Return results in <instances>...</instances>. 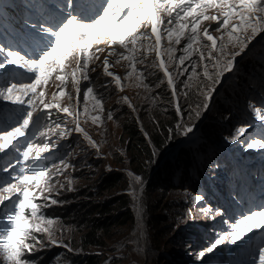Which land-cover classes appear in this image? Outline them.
Here are the masks:
<instances>
[{
    "label": "rangeland",
    "instance_id": "rangeland-1",
    "mask_svg": "<svg viewBox=\"0 0 264 264\" xmlns=\"http://www.w3.org/2000/svg\"><path fill=\"white\" fill-rule=\"evenodd\" d=\"M27 2L29 0H0V23L6 26V31L3 34L5 42L10 35L13 36V33L20 34L22 23L26 17L31 15L29 9H26ZM105 6H107L106 2L102 9ZM99 14H102V11H99ZM207 14L217 15L218 11L210 9ZM161 15L165 19L167 18L165 13H161ZM202 27H215V24L205 21ZM24 30L31 29L24 27ZM150 32V26H145L140 28L138 34H150ZM0 35L2 34L0 33ZM213 35L218 36L220 33H213ZM163 43L166 41H162ZM184 43L185 41L182 40L181 45L176 46L177 56L182 54L180 49ZM0 45L6 46L5 43ZM24 48L27 49L26 45ZM98 49H103V51H97ZM257 49H260L261 53L256 52ZM113 51L127 55L119 43H114L110 36L104 33L98 35L88 50L90 59L87 74L89 79L82 80L79 91H77V87L72 83L69 75L65 86V96L59 100L61 108L69 107L74 114L80 113L78 117L80 127L96 143L99 150L90 146L83 133L75 131L76 124L73 116L55 108L44 110L43 105L37 101L34 119L36 117L39 119L30 126L25 137L19 139L18 145L21 150L28 144L33 145L29 159L25 161L20 152L14 149L0 152V167L7 166L12 169L13 165L15 166L11 172L0 171V181L15 183L13 177L44 171L47 174L48 185L52 188L50 193L45 192L44 195L59 202L52 205L51 200L46 201L42 197L36 200L41 205V214L55 221L51 229L55 233L57 243L52 244L47 233L34 232L33 236L40 243L36 244L35 240H29L28 243L34 244L35 247L32 251L25 250L22 259L26 264H77L73 262L77 257H86L88 253H94L99 256V264H125L126 261L124 262L123 259L129 255L117 251L114 244L109 241L106 242L107 247L105 248L89 247L88 251H85L80 243L82 229L76 227L73 222L62 220L60 212L68 203L66 202L67 196L75 194L79 189H87L88 193L91 192L96 180L105 172L106 167L117 170L114 159L116 150L119 149L118 139L121 134V125L128 110L134 111L136 115L140 112L146 113L147 118L150 117L148 111L153 110L155 114L164 116L170 110L169 107H173L178 99L184 103V96H187L188 104L184 106L185 115H180V119L183 121L182 132L185 127L190 126L193 129L187 134L193 136L195 149L193 147L192 153L196 155L193 157L194 164L192 163L188 169L190 177L197 178V171L205 169V166L208 165L207 160L214 156L215 151L213 149H215L220 150L230 160L231 175L238 180L242 178V182L239 181L241 184L240 196L237 195L238 189L236 188L229 190L228 193L214 189L212 193L207 194L208 191L205 192L202 188L193 192L188 185V179L181 182L176 191V196L181 203H186L189 209L185 215L186 220L184 217L179 219L175 214H170V218L174 217L178 225L174 234L180 226L187 227L192 224L198 235V244L196 242L195 244L187 243L182 250L172 240L168 245V255L175 259L172 258L171 262L178 261L181 262L180 264H186V262H192L191 264H259L258 252L264 248V230L254 229L252 233L246 235L242 242L233 243L230 240H225L223 244H216L212 251H208V249L214 245L220 236H228L232 231L233 224L243 216L264 208V148L249 146L257 140L264 143V126L261 130L256 128L255 121L258 118L253 108L255 106L264 111V39L250 52V55H247L260 60L259 74L254 75L255 71L244 73L240 66L232 73L226 74L227 82L215 91L216 98L223 99V102L219 101L224 106L217 105L215 109L214 104L211 107H203L205 97L202 93L206 90L208 82L203 79V65L199 60L198 53L194 54L190 61L185 62L184 67H187L188 71L179 76L176 82L177 95L173 97L172 94L166 95L167 91L172 93V90L168 89L166 78L157 69L146 68L145 65L137 64V69L145 73L146 78L143 80V84L139 87L135 86L139 81L134 77L125 80L124 77L129 71L128 62L121 60L117 64L115 61L118 57L109 55ZM29 54L35 55V53ZM80 56L81 54L77 53L69 57L66 61V73L70 74L77 67V59ZM105 58L111 65L109 71L121 78L123 91L117 89L114 82L108 84L111 78L104 74L103 61ZM4 59L5 56L0 55V61ZM154 59V53L149 55L146 65L151 64ZM174 68L175 65L169 70L173 71ZM192 68H195L197 73L201 75L199 77L194 76L189 81L188 76L192 74ZM0 72H3V75L0 76V87L15 81L27 82L28 78L34 75L28 73L26 69H19L14 65H8L6 70H0ZM57 74L58 71L52 74L47 87L43 89L47 103L53 102V94L59 90L60 82L55 79ZM161 80L164 82L161 83ZM105 84H108V87H105ZM185 84H189L190 87L186 88ZM144 85H147V88ZM247 85L250 87L249 89H252L251 92H248ZM89 87L93 88L94 92L103 98L102 112L93 110L91 100L87 103L84 102L83 96ZM68 96H71L72 99L69 100ZM124 97L128 98L132 107L124 103ZM77 100L80 102L77 103ZM210 100L211 96L207 99V103ZM0 105H2L3 110L9 112L13 111L11 106H17L19 108L18 114L21 112V106L13 105L4 99H0ZM228 109L230 110L229 114L227 113ZM24 110H28L27 105L24 106ZM234 111L236 112L233 113ZM4 113L2 112V114ZM109 113L112 116L111 119H108ZM206 113L210 114L209 118H207ZM96 115L100 116V120L93 123L92 117ZM260 120L264 123V119ZM15 123L16 121L6 122L3 127L7 128L8 125ZM242 127L246 131L237 136V130ZM141 128L143 129L144 126ZM198 132L200 134H197ZM45 146H47V150L40 152L37 156L38 149ZM168 152L167 156H174L173 149ZM65 165H69V167L65 168ZM179 175L180 170L173 175L174 181ZM143 188L145 186L141 185L140 189ZM158 188L153 192V201H156L158 191L162 190V186L160 185ZM8 195V193L0 191V196ZM214 195L217 197L215 202H213L215 200ZM11 199L15 200L16 196L12 195ZM100 200L102 199H96V201ZM45 204L49 206L44 207ZM13 211V205L7 200L0 204V264H12L7 259L6 254L3 253L2 245L5 243L3 237L11 231ZM136 219L143 244L144 230L140 210ZM148 233L150 236L154 235L153 230Z\"/></svg>",
    "mask_w": 264,
    "mask_h": 264
},
{
    "label": "snow or ice",
    "instance_id": "snow-or-ice-1",
    "mask_svg": "<svg viewBox=\"0 0 264 264\" xmlns=\"http://www.w3.org/2000/svg\"><path fill=\"white\" fill-rule=\"evenodd\" d=\"M34 7L35 16L31 23L33 30L22 31L17 38V43L28 46L35 55L23 52L21 47L6 48L0 45V55L5 56V59L0 61V70H6L8 65H14L34 74L28 78L27 82L15 81L0 87V99L21 106V112L14 116L16 123L8 125L7 128L3 127L7 119L0 113V152L14 149L20 152L25 161L29 159L33 145L28 144L21 150L18 147L19 139L25 137L30 126L39 119V117L34 119L37 101L43 105L44 110L55 108L73 116L76 124L75 131L83 133L90 146L99 150L96 143L80 127L78 118L80 113L74 114L69 107L61 108L59 100L65 96V86L69 75L77 91L81 81L89 79L88 50L101 33L110 36L114 43L118 42L127 52V55L115 51L109 53L110 56L118 57L115 61L117 64L121 60L128 62L129 71L124 77L125 80L134 77L139 81L135 86L139 87L143 84L146 78L145 73L137 69V64L157 69L166 78L173 97L177 95L176 82L179 76L188 71V68L184 67L185 62L190 61L192 56L198 53L203 65V79L208 82L206 90L202 93L205 97L204 108H207V99L212 93L227 82L226 74L239 68L240 60L237 58L242 60L252 51L255 47L253 41L258 36L264 39V36H261L264 33V0H107V6L102 9V14L98 13L91 19L85 18L89 10L88 0H63V4L59 6H48L43 3V0H38ZM210 9L217 10L218 14L208 15ZM161 13H165L167 18L165 19ZM205 21L215 24V27H202ZM145 26H150V34H138L140 28ZM213 33H220V35H213ZM44 36L49 37L47 42ZM182 40L185 41L180 49L182 54L177 56L176 46L181 45ZM162 41L166 43L162 44ZM97 51H103V49ZM77 53L81 54L77 59V67L70 74L66 73V61ZM153 53L155 59L151 64L146 65L149 55ZM173 65H175L174 70L169 71ZM103 67L105 76L111 78L108 84L114 82L117 89L123 91L121 78L109 71L111 65L107 58L103 61ZM57 71L55 79L60 82L59 90L53 94V102L47 103L43 89L47 87L52 74ZM2 75L3 72H0V76ZM200 75L195 68H192V74L188 76V80L191 81L194 76ZM163 82L161 80V83ZM108 84L104 86L108 87ZM144 87L147 88V85ZM185 87L190 85L185 84ZM68 99L71 100L72 97L68 96ZM83 100L85 103L91 100L93 110L103 111V98L98 96L93 88L86 89ZM123 100L132 107L127 97ZM79 102L77 100V103ZM25 105L28 110H24ZM253 108L257 118L264 119V111L255 106ZM177 112H180L178 104ZM111 118L109 113L108 119ZM92 120L96 123L100 120V116L96 115L92 117ZM192 130L190 126L185 127L183 134L187 135ZM245 131V128H239L237 136ZM249 146L264 148V143L257 140ZM46 150L47 146L39 148L37 156ZM14 167L13 165L10 169L3 166L0 167V171L11 172ZM67 167L69 165H65V168ZM46 175L44 171H40L31 175L23 174L13 177L15 183L0 181V191L9 194L0 196V204L7 200L14 209L11 231L3 237L5 243L2 245L3 253L12 264H26L22 259L25 250L32 251L35 247L28 241L35 240L36 244L40 243L33 236L34 232L47 233L50 242L57 243L55 233L51 229L55 221L44 217L40 212L41 205L36 202L42 197L46 201L51 200L52 205L59 203L44 195L45 192L52 191ZM135 179L137 183L140 182L139 177ZM12 195L16 196L15 200L11 199ZM254 229L264 230V208L251 212L235 222L231 233L228 236H220L208 251H212L216 244H223L225 240L233 243L242 242ZM258 259L259 264H264V248L258 252Z\"/></svg>",
    "mask_w": 264,
    "mask_h": 264
},
{
    "label": "trees",
    "instance_id": "trees-1",
    "mask_svg": "<svg viewBox=\"0 0 264 264\" xmlns=\"http://www.w3.org/2000/svg\"><path fill=\"white\" fill-rule=\"evenodd\" d=\"M5 31L6 26L0 23V44L4 42ZM255 51L261 53L260 49ZM260 66V60L256 57L253 59L246 56L240 59V67L244 73L255 71L254 75H257ZM249 88L247 85L248 92H251L252 89ZM169 94L172 93L167 91L166 95ZM187 98L184 96V103L178 99L164 116L155 114L153 110L148 111V119L146 113L140 112L136 115L134 111L128 110L121 125L119 149L116 150L114 159L117 170L106 167L91 192L79 189L75 194L67 196L68 203L60 212L61 219L73 222L76 227L82 229L80 243L85 251H88L89 247L105 248L106 242L109 241L117 251L129 255L123 259L125 264H180L178 261L172 263L173 257L168 255V245L172 240L182 250L187 243L198 244V235L192 224L187 227L180 226L174 234L178 225L174 217L170 218V214H175L179 219L185 218L189 209V206L181 203L176 196L181 182L188 179V185L193 192L202 188L205 192L208 191L207 194L212 193L214 189L228 193L236 188V193L240 196L242 178H233L230 160L220 150L213 149L214 156L207 160L208 165L204 170L197 171L196 179L190 177L188 169L196 156L192 153L193 136L183 134V121L180 119V115H185ZM219 100L223 102V99L214 98V109L217 105L224 106ZM18 109L17 106H11L13 111L9 112L3 110L0 105V113L6 111L3 115L7 122L15 121L14 116L18 115ZM227 113H230L229 109ZM206 116L209 118L210 114L206 113ZM171 149L175 152L174 156H167ZM178 170L180 175L174 181L173 175ZM136 177L140 178L139 183ZM143 181H146L145 188L139 191ZM160 185L162 190L158 191L157 199L153 201V192L159 189ZM213 197L215 202L217 197ZM98 198L102 200L96 201ZM139 210L144 230L143 244L136 219ZM152 230L154 235H148ZM86 255L77 257L73 262L99 264L98 254Z\"/></svg>",
    "mask_w": 264,
    "mask_h": 264
}]
</instances>
